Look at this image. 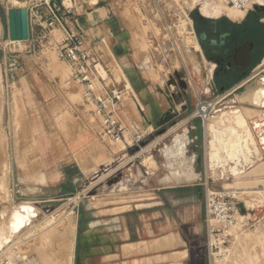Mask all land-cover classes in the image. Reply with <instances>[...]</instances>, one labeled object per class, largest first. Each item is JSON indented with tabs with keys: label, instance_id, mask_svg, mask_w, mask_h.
<instances>
[{
	"label": "rangeland",
	"instance_id": "rangeland-1",
	"mask_svg": "<svg viewBox=\"0 0 264 264\" xmlns=\"http://www.w3.org/2000/svg\"><path fill=\"white\" fill-rule=\"evenodd\" d=\"M19 1L23 2V0ZM160 1L163 2L161 7L156 6L155 0H117L115 15L121 27L120 31L127 36V43L125 44L127 50L123 56L117 58L119 59L118 65H115L114 59L109 65L117 80L125 78L119 73L118 66L122 70L124 67L128 68L127 71L135 76L137 81L141 80L144 83V88H149L148 92L150 90L153 92L154 100L161 98L151 88L156 86V84L161 85L165 94L170 98L171 102L173 101L171 103L173 111H166V114L158 121L156 127L148 122V129L139 146L131 150H125V153H127L126 157L121 158V152L124 151L117 152L120 158L106 167H99L96 172L88 174L75 184H71L70 191L62 196V200L50 206H38L36 204V207L29 203H20L19 198H14L13 192V179L17 174L15 166L18 164V166L25 168L30 163L35 162V164H38L39 161L31 146L32 144L34 145V141H27V134L31 136L33 134V131H31L33 124L30 120L31 112L28 114L25 110L20 83L23 76H28L31 83L35 81L32 78L43 80V73L40 72V65H34L33 61L25 64L22 59H17L18 64L11 65L13 61L9 59V56L25 52V47L22 43H19L18 50L21 51L19 53H3L0 50V264H28L26 262L33 257L35 259L36 255L48 258V254L49 259L51 258L53 261L55 259V262H59L60 258H62L63 239L62 235L56 232L57 230H61L67 239L64 264H68L69 231L73 227L75 228L74 223L66 225L67 220L65 219L66 214L64 211L68 212L69 210V208H66L67 203L72 200L69 201V199L74 198L72 202L74 200L81 202L90 195L102 192L107 193L108 191L120 194L145 192L151 186V178L159 182L158 180L162 177L169 178L174 175L183 176L185 173H196V183H198L202 196L204 192L203 182L207 178L212 189L230 188L238 191L241 200L245 204L242 209L243 213L250 210L257 216V219L263 214L264 102L253 104L249 100H244V97L247 95L246 93H249V90L251 92L255 88L264 89V54L253 63L243 78L221 92L218 90L217 83L213 77L215 62L200 55L197 51L199 47L195 36L189 32H186L183 36L176 35V45L168 37L167 29L160 18L162 15L167 16L168 12H170L169 6L179 0ZM0 4L3 6H6V4L13 5V2L12 0H0ZM15 4L18 6L24 5L21 2ZM121 11H123L125 18L121 15ZM194 11L197 10L195 9L191 12L190 17L192 20L196 16ZM262 12H264V7L260 14ZM258 17L260 18L259 21L264 24V15L261 14ZM183 24L185 25V23H181L182 28L184 27ZM53 34L56 39L61 37L58 31ZM188 34L193 36L196 41L194 45L189 46V49H187L184 42V38ZM7 37L0 40L7 39ZM156 39L159 40L156 41ZM105 40L111 49L114 41ZM153 42L155 47H157L156 42H160V46L157 48L165 58V63L155 62L153 59L151 47ZM144 46L146 55H149L151 59V72H146L143 67H140L141 65H139L138 59L135 57L136 51L143 49ZM35 54L40 57H33L36 62L41 60V56L50 58L46 60L49 65L47 70L53 71L50 72V75L56 74L59 77L60 86L71 101L76 104L82 103L80 86L72 82L66 83L69 80L70 70L64 62L56 57L54 49L50 45H45L44 47L36 48ZM210 74H212V77ZM144 88L138 94L132 88L137 95L136 103L139 105H142L139 97H144L145 95ZM76 91L78 97L74 96ZM165 94L161 92L162 99L165 98L166 100ZM199 94H202L204 98H208L213 94L219 101L216 106L217 112L212 116L217 118L210 120L215 121V124L214 126H209V128L222 131V137L219 141L222 147L225 146V155L230 160H234L235 166H239L241 160L243 159L244 161L246 158L245 162H241L243 164L242 167H239L243 172L237 176L233 174L238 173L239 169L235 167L231 172L229 169L230 164L223 165L218 169L222 170L221 174H217V172L212 171L208 167L204 123L192 117L196 96ZM126 99L129 100L135 110L134 100L129 99V97ZM245 107L250 109L245 110ZM88 108L93 109V106H87ZM234 108H238L244 113L248 123V130L231 128L228 131L226 126L229 124V119L223 120L224 123L226 121L225 124H216L217 115ZM143 112L148 114L147 107H143ZM172 113L176 115L172 117ZM89 117L92 120L90 115ZM171 117L173 119L169 120ZM217 125L218 127H216ZM68 135L70 136V134ZM176 135H181L180 139L185 144V151L182 154L171 153L167 150V147L172 146V140ZM104 140L114 148L113 150H118L116 144L114 145L105 138ZM19 144L22 145V148L18 147ZM24 145L28 147L26 148ZM118 147L121 148L120 146ZM27 149L29 152H27ZM53 155L55 156V154ZM27 156H33V159H28ZM119 162H127L128 166L132 168L126 170V166L120 169L117 167ZM142 165L147 169V174L141 173L139 168ZM119 175L129 177L130 181L122 182V179L118 177ZM36 180L43 182L44 176L39 174ZM108 182H110L109 185H107ZM65 183V185H70L68 181H65ZM158 185L160 186V183ZM17 210H21L27 216L24 218L25 220L20 228L15 227L11 221L13 214L18 212ZM34 212H36V216ZM53 213L56 217V222L51 226L53 229L51 228L50 230L48 228L49 230H47L45 224V219L47 220V218L45 216ZM63 214L64 216H61ZM44 232L48 235L46 233L45 235ZM234 235L228 246L227 255L213 260L212 264H264L263 221L256 223L255 228L236 232ZM45 236L46 238L48 237L47 242L44 240L46 239ZM42 238L44 241L41 240ZM22 257L24 258L23 260Z\"/></svg>",
	"mask_w": 264,
	"mask_h": 264
},
{
	"label": "crops",
	"instance_id": "crops-1",
	"mask_svg": "<svg viewBox=\"0 0 264 264\" xmlns=\"http://www.w3.org/2000/svg\"><path fill=\"white\" fill-rule=\"evenodd\" d=\"M54 1L58 4L61 2ZM12 2L13 5L0 4V39L8 36L7 10L21 7L15 3L24 4V0ZM116 5L117 0H77L74 4L77 15L73 25L83 33L89 44L102 50L103 59L109 68V83L122 86L127 81L138 94L143 90L144 83L137 81L127 71L128 68H123V80H117L110 70L109 64L113 59L115 65H118L117 58L127 50V36L120 31L115 15ZM121 15L125 18L123 11ZM55 31L60 33L59 30ZM105 39L114 41L111 49ZM33 57L40 58L35 52L9 56L13 61L11 65H17V59H22L25 64L33 61L34 65H40L38 68L43 73V80L32 78L35 81L31 83L28 76H23L20 83L25 110L28 114L31 112L30 120L33 124V134H27V141H34L31 146L39 161L38 164L30 163L25 168L18 164L15 166L17 174L13 179V192L14 198H19L20 203L50 206L62 200V196L70 191L71 184L120 158L117 152L124 151L121 152V158L126 157L127 153L118 145V150H113L100 135L98 118L93 113L94 107L87 109L91 104L83 100L76 104L64 94L66 92L60 86L59 77L56 74L50 75L53 71L47 70L49 65L46 60L50 58L41 56V60L36 62ZM70 82V79L66 81L67 84ZM179 87L181 88L180 83ZM144 89V97H139L142 110L132 101L135 104L134 110L128 99L123 102L122 110L130 130L142 138L148 129V122L156 127L166 111H173V101L171 102L161 85L156 84L151 89L160 97L163 92L166 100H154L153 92H148L149 88ZM127 97L132 100L130 96ZM143 107H147L148 114L143 112ZM173 115L176 114L172 113V117ZM213 118L216 117H211L204 125L208 167L221 174L222 170L218 169L230 164L232 172L233 168L242 167L243 159L239 166H235L234 161L225 155V146L222 147L219 141L222 131L208 128V122ZM180 137L181 135H176L172 146L167 147V150L182 154L185 144ZM18 147L22 148V145L19 144ZM32 157L28 159H33ZM128 165L127 162H119L117 167L123 169L127 166L125 169L129 170L132 167ZM139 169L141 173L147 174L143 165ZM242 172L239 169L238 173L232 174L237 176ZM39 174L44 176L43 182L36 180ZM195 176L196 173H185L183 176L162 177L159 182L151 178L150 188L140 193L120 194L108 191L90 195L81 202H72L74 198H70L69 201L72 200L66 206L69 210L64 212L67 222L71 219L75 225L74 232L69 236L73 241L71 264H208L204 202ZM65 181L70 185H65ZM109 184L110 182L107 185ZM59 234L63 239L62 258L59 262L49 259V254H46L48 258L36 255L35 259L33 257L26 263L64 264L67 239L61 230Z\"/></svg>",
	"mask_w": 264,
	"mask_h": 264
},
{
	"label": "built area",
	"instance_id": "built-area-1",
	"mask_svg": "<svg viewBox=\"0 0 264 264\" xmlns=\"http://www.w3.org/2000/svg\"><path fill=\"white\" fill-rule=\"evenodd\" d=\"M65 1L69 3L64 4ZM76 1L61 0L58 4L54 0H24L23 7L27 14V39L16 41L7 37L0 40V50L3 53H19L21 52L18 50L19 43H22L25 52L33 53L36 48L50 45L57 58L68 66L70 81L80 86L83 102L94 107L93 113L98 118L100 135L124 150L134 149L139 146L142 137L130 130L122 110L127 96H130L135 103L136 99L126 83L122 86L109 83V68L103 59L102 50L98 46L89 44L83 33L74 27L73 22L77 15L74 8ZM188 1H193L192 6L184 0L174 2L169 6L168 15H162L160 18L167 29L168 37L175 45L176 35L183 36L189 32L196 38L193 20L190 17L191 12L195 9L200 12L201 7L212 0ZM220 1L234 9L245 10L243 18L255 8L264 7V4L258 0ZM155 2L156 6H162L163 2L160 0ZM182 22L185 23L183 28ZM55 30L61 33L58 39L53 34ZM156 44L157 47L160 46V42ZM151 47L155 62L165 63V58L154 46V42ZM210 75L212 77V74ZM218 102L213 94L208 98H204L202 94L197 95L192 117L199 119L201 123L208 121L217 112ZM136 104L142 110L141 106ZM118 177L124 183L130 181V178L125 175ZM203 187L206 257L208 264H212L213 260L227 255L228 246L236 232L250 230L255 228L256 223L264 222V212L259 219L250 210L243 213L245 204L238 191L230 188L212 189L207 178L203 182Z\"/></svg>",
	"mask_w": 264,
	"mask_h": 264
},
{
	"label": "flooded vegetation",
	"instance_id": "flooded-vegetation-1",
	"mask_svg": "<svg viewBox=\"0 0 264 264\" xmlns=\"http://www.w3.org/2000/svg\"><path fill=\"white\" fill-rule=\"evenodd\" d=\"M261 10L254 9L241 20L225 15L204 17L205 20L193 17L192 24L199 47L197 51L215 62L213 77L221 92L233 85H229L230 82L243 78L253 63L264 54V24L258 17ZM201 34L205 35L203 39H200ZM246 43L252 44L249 61L243 56L248 47ZM242 45L246 46L242 48ZM235 59L248 65L243 68V65L235 64Z\"/></svg>",
	"mask_w": 264,
	"mask_h": 264
},
{
	"label": "bare ground",
	"instance_id": "bare-ground-1",
	"mask_svg": "<svg viewBox=\"0 0 264 264\" xmlns=\"http://www.w3.org/2000/svg\"><path fill=\"white\" fill-rule=\"evenodd\" d=\"M184 1H187L190 6H192L193 4V1L192 2H189L188 0H184ZM260 2H262L264 4V0H258ZM220 2V3H219ZM222 3V4H221ZM24 6V5H23ZM21 6V7H23ZM200 14L204 17V16H207V17H211V18H217L219 16H222V15H227L229 16L230 18L232 19H238V20H241V18L243 17V14L245 15V10H238V9H234L232 8L231 6H228L226 5L224 2L220 1V0H212V1H208L206 2L200 9ZM183 23V22H182ZM184 26V24H183ZM184 42L187 46V49H189V46L190 45H194L195 44V38L191 35H187L185 36L184 38ZM197 48V47H196ZM145 46L143 49L139 50V51H136V54H135V57L138 59V62H139V65H141L140 67H143L144 70L146 72H151V59L149 57V55L147 56L146 55V50H145ZM114 58V57H113ZM135 59V58H134ZM115 60V59H114ZM115 62V61H114ZM118 70H119V73L123 76V70L121 69V67L118 66ZM117 70V71H118ZM142 72V71H141ZM145 73V72H144ZM143 76V75H142ZM263 81V80H262ZM126 82V81H125ZM126 86L127 88H129L131 91H132V96L136 99V94L134 93L133 89L131 88L130 84L128 82H126ZM249 93H246L247 95L244 97V100H249L250 102H252L253 104H259V103H262L264 102V89L263 88H255L253 89L251 92L250 90L248 91ZM74 96H77L78 97V93L77 91L75 92ZM161 99L160 100H163L162 97H160ZM243 98V96H242ZM263 99V101H262ZM137 101V100H136ZM142 106V105H140ZM245 110H248V109H245ZM252 113V112H251ZM250 115V113H249ZM217 118V117H216ZM225 119H229V124L226 126L228 127V131H230L231 128L233 129H245V130H248V123H247V120H246V117L244 115V113L239 110L238 108H234V109H230L228 111H224L222 112L221 114L218 115V119H216V124H220L222 125L221 123H224L223 120ZM209 120V119H208ZM212 120V119H211ZM207 121L204 122V125ZM232 122V123H230ZM59 123V122H58ZM226 123V121H225ZM224 123V124H225ZM62 124V123H61ZM215 124V121H209L208 122V128L209 126H214ZM231 125V126H230ZM218 127V125L216 126ZM221 128V127H220ZM211 129V128H210ZM224 129V128H223ZM222 130V129H221ZM211 131V130H210ZM226 131V130H225ZM229 133V132H227ZM226 135V134H224ZM229 136V135H228ZM225 137V136H224ZM227 137V136H226ZM232 137V136H230ZM221 143V142H220ZM219 143V144H220ZM237 143V142H236ZM246 144H248L246 142ZM227 146V145H226ZM243 147V146H242ZM254 147V146H253ZM234 149V148H233ZM229 150V149H228ZM240 150V149H239ZM242 150V149H241ZM247 150V149H246ZM257 150V148H256ZM230 151V150H229ZM247 153V152H245ZM249 154V153H248ZM216 155V154H215ZM238 155V154H237ZM236 155V156H237ZM214 156V155H213ZM212 156V157H213ZM235 156V157H236ZM223 158V157H222ZM253 158V157H252ZM218 159V158H217ZM221 159V158H220ZM254 159V158H253ZM246 160V158H245ZM242 161V162H245ZM248 160V159H247ZM234 161V160H233ZM237 170V169H236ZM3 187V185H2ZM4 190V189H3ZM18 212H15L13 214V217L11 218V221L12 223L15 225V227L17 228H20L23 221L25 220L24 218L27 217L25 215V213H23L21 210H17ZM35 215V214H34ZM47 218V220L45 219L46 221V227H47V230H51V226L56 222V217L54 216V213L53 214H49V215H46L45 216ZM11 223V224H12ZM73 224L74 222L71 220V219H68V222L66 223V225H69V224ZM45 227V225H44ZM43 227V228H44ZM13 228V227H12ZM42 228V229H43ZM49 228V229H48ZM45 229V228H44ZM43 229V230H44ZM53 229V228H52ZM46 230V229H45ZM74 227L69 231L70 233H73L74 232ZM48 232V231H46ZM44 232V234L46 233ZM50 232V231H49ZM56 232H60V231H56ZM43 234V235H44ZM47 234V233H46ZM45 234V235H46ZM48 235V234H47ZM52 236V235H51ZM46 238V236H45ZM48 238V237H47ZM47 238L44 239L46 242H47ZM43 240V238L41 239ZM43 240V241H44ZM50 242V241H49ZM52 242V241H51ZM45 243V242H44ZM47 244V243H46ZM49 244V243H48ZM73 249V241L70 240L69 244H68V264H71L72 262V250Z\"/></svg>",
	"mask_w": 264,
	"mask_h": 264
},
{
	"label": "water",
	"instance_id": "water-1",
	"mask_svg": "<svg viewBox=\"0 0 264 264\" xmlns=\"http://www.w3.org/2000/svg\"><path fill=\"white\" fill-rule=\"evenodd\" d=\"M262 9L263 7H259ZM194 14H196V17L198 19H204L205 18L197 11H194ZM7 31H8V37L11 40H26L28 33H27V14L26 9L24 7H11L7 10ZM205 37L204 34L200 35V39H203ZM248 46L245 52L243 53V56L247 59L246 61L250 60V46L251 43H246ZM246 45H242V48ZM237 50L235 51V57L237 56ZM242 54V53H241ZM235 64L237 65H243V68H245L248 64H241V62H238L237 59L234 60ZM248 63V62H247ZM36 216V212H34Z\"/></svg>",
	"mask_w": 264,
	"mask_h": 264
},
{
	"label": "trees",
	"instance_id": "trees-1",
	"mask_svg": "<svg viewBox=\"0 0 264 264\" xmlns=\"http://www.w3.org/2000/svg\"><path fill=\"white\" fill-rule=\"evenodd\" d=\"M261 14L264 15V12H262ZM261 14H259V15H261ZM238 81H239V79H236V80L230 82L229 85H232V84H234V83H236V82H238Z\"/></svg>",
	"mask_w": 264,
	"mask_h": 264
}]
</instances>
